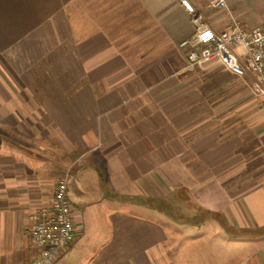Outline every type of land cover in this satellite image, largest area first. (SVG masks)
Listing matches in <instances>:
<instances>
[{
  "label": "crops",
  "instance_id": "crops-1",
  "mask_svg": "<svg viewBox=\"0 0 264 264\" xmlns=\"http://www.w3.org/2000/svg\"><path fill=\"white\" fill-rule=\"evenodd\" d=\"M186 1L216 31L264 24V0ZM194 32L180 0H0V264L33 260L27 216L67 170L55 264H264V109L185 69Z\"/></svg>",
  "mask_w": 264,
  "mask_h": 264
},
{
  "label": "built area",
  "instance_id": "built-area-1",
  "mask_svg": "<svg viewBox=\"0 0 264 264\" xmlns=\"http://www.w3.org/2000/svg\"><path fill=\"white\" fill-rule=\"evenodd\" d=\"M180 1L195 27L193 35L180 45L186 55L185 69L223 68L249 88L257 107L263 110L264 24L247 28L231 16L229 25L216 31L202 23V16L186 0ZM210 8L226 10L227 6L225 0H212ZM67 179L56 186L48 207L35 209L27 216L24 232L36 250L29 264H55L79 233L67 195Z\"/></svg>",
  "mask_w": 264,
  "mask_h": 264
},
{
  "label": "rangeland",
  "instance_id": "rangeland-1",
  "mask_svg": "<svg viewBox=\"0 0 264 264\" xmlns=\"http://www.w3.org/2000/svg\"><path fill=\"white\" fill-rule=\"evenodd\" d=\"M68 173L69 171L67 170L66 174H64V177L59 182L64 180L66 177L68 178ZM159 211L160 213L162 212V214L166 215L168 220L170 221L185 222V223L191 221L190 217L185 214L184 210L178 209L175 203L162 206L160 207Z\"/></svg>",
  "mask_w": 264,
  "mask_h": 264
},
{
  "label": "trees",
  "instance_id": "trees-1",
  "mask_svg": "<svg viewBox=\"0 0 264 264\" xmlns=\"http://www.w3.org/2000/svg\"><path fill=\"white\" fill-rule=\"evenodd\" d=\"M131 201L132 199H126L125 201ZM149 206H154L155 204L153 203V201L148 200V202H146ZM154 204V205H153Z\"/></svg>",
  "mask_w": 264,
  "mask_h": 264
}]
</instances>
